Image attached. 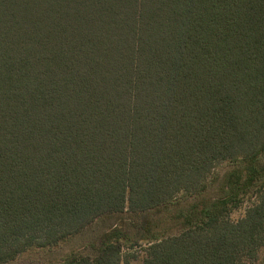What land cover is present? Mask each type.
Wrapping results in <instances>:
<instances>
[{
  "label": "trees",
  "instance_id": "16d2710c",
  "mask_svg": "<svg viewBox=\"0 0 264 264\" xmlns=\"http://www.w3.org/2000/svg\"><path fill=\"white\" fill-rule=\"evenodd\" d=\"M263 156L264 0H0V264L201 194L224 162L246 175L140 260L106 235L60 264H257Z\"/></svg>",
  "mask_w": 264,
  "mask_h": 264
},
{
  "label": "rangeland",
  "instance_id": "374dc122",
  "mask_svg": "<svg viewBox=\"0 0 264 264\" xmlns=\"http://www.w3.org/2000/svg\"><path fill=\"white\" fill-rule=\"evenodd\" d=\"M232 173H241L245 176L247 171L241 162H224L216 168L207 190L201 194L180 195L168 204L143 212L107 214L57 246L33 248L7 264H60L71 252L93 256L98 253L106 235H119L136 243L131 251L136 254L134 260H140L146 254L144 249L151 239L180 233L188 225L187 219H190L194 207H201L210 200L224 196L225 183ZM249 203L251 201H247L243 207L234 211L231 218L239 219ZM257 264H264V251Z\"/></svg>",
  "mask_w": 264,
  "mask_h": 264
}]
</instances>
